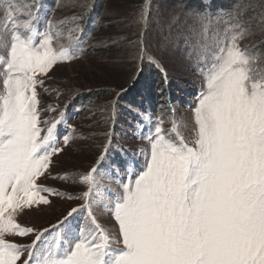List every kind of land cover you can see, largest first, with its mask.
<instances>
[{"label":"snow or ice","instance_id":"1","mask_svg":"<svg viewBox=\"0 0 264 264\" xmlns=\"http://www.w3.org/2000/svg\"><path fill=\"white\" fill-rule=\"evenodd\" d=\"M38 22L31 5L21 6V18L9 13L11 35L0 42V264H264V73L255 72L257 57L240 46L246 29L202 57L207 71L193 109V139L177 133L174 141L155 127L144 167L125 178L110 209L119 240L91 211L94 227L74 234L69 217L76 208L60 221L63 228L53 225L51 243L48 229L16 221L24 209L50 203L42 193L61 195L38 183L63 148L56 142L61 119L41 120L37 87L39 77L74 53L54 49V35L38 32ZM95 173L93 167L82 176L85 200ZM33 234L29 246L5 238Z\"/></svg>","mask_w":264,"mask_h":264},{"label":"rangeland","instance_id":"2","mask_svg":"<svg viewBox=\"0 0 264 264\" xmlns=\"http://www.w3.org/2000/svg\"><path fill=\"white\" fill-rule=\"evenodd\" d=\"M228 1L233 11L213 10L211 0H204L205 10L194 13L178 0H0V42L11 35L9 13L19 19L21 6L31 5L33 14L39 13L38 32L54 35V49L63 46L74 53L39 77L43 85L37 87L41 120L61 119L56 142L63 148L53 157L51 175L38 183L61 195L42 193L50 203L17 214L21 226L48 229L44 237L51 243L53 225L63 228L60 221L76 208L69 217L74 234L79 236L80 229L87 234L94 227L91 211L111 240L120 239L110 209L123 194L125 178L144 167L155 127L162 126L166 138L174 141L177 133L188 141L194 137L193 109L205 88L204 54L218 51L231 35L246 29L240 46L257 57L255 72L264 73V0H243L246 6L242 0ZM122 27L130 33L124 34ZM150 61L163 67L162 76L153 72L156 66ZM65 136L70 137L67 145ZM93 167L96 179L85 200L88 186L82 176ZM5 238L29 246L35 235Z\"/></svg>","mask_w":264,"mask_h":264},{"label":"trees","instance_id":"3","mask_svg":"<svg viewBox=\"0 0 264 264\" xmlns=\"http://www.w3.org/2000/svg\"><path fill=\"white\" fill-rule=\"evenodd\" d=\"M107 1V0H106ZM179 1V4H181L183 6V9L184 10H188V11H194L195 12H202L203 10H205V5H204V0H178ZM250 2H252L253 0H249ZM242 5L243 6H246V3L242 0L241 1ZM230 2L228 0H211V8L213 10H217V9H224V10H231L233 11V8L230 6L229 4ZM101 10V5L100 7L98 8ZM100 14V13H99ZM98 14V15H99ZM247 13H245V11L243 10L242 12V15L245 16ZM89 22L86 23V25L88 24ZM94 27V26H91V28ZM122 30L123 32H126V29L122 27ZM130 32H126L124 34H129ZM135 34H132L130 36H134ZM139 35L140 33H136L135 36H137V39H136V46L139 44ZM113 48V47H112ZM111 47L108 49V50H111L112 49ZM152 67V66H151ZM153 68V67H152ZM142 72V71H141ZM140 72V74H141ZM153 72L155 74H158L159 76H162V73L157 70L156 68H153ZM126 92V91H125ZM123 92V93H125Z\"/></svg>","mask_w":264,"mask_h":264},{"label":"bare ground","instance_id":"4","mask_svg":"<svg viewBox=\"0 0 264 264\" xmlns=\"http://www.w3.org/2000/svg\"><path fill=\"white\" fill-rule=\"evenodd\" d=\"M149 59H151V61H153L154 59L152 58V57H149ZM153 59V60H152ZM159 66H160V64H158ZM158 67V66H157ZM158 68H162L163 69V67H158ZM106 221V220H105Z\"/></svg>","mask_w":264,"mask_h":264},{"label":"built area","instance_id":"5","mask_svg":"<svg viewBox=\"0 0 264 264\" xmlns=\"http://www.w3.org/2000/svg\"><path fill=\"white\" fill-rule=\"evenodd\" d=\"M77 34H79V35H80V34H81V31H79Z\"/></svg>","mask_w":264,"mask_h":264},{"label":"water","instance_id":"6","mask_svg":"<svg viewBox=\"0 0 264 264\" xmlns=\"http://www.w3.org/2000/svg\"><path fill=\"white\" fill-rule=\"evenodd\" d=\"M151 62V61H150ZM151 63H153V64H155L154 62H151ZM156 65V64H155ZM157 66V65H156ZM159 69V68H158Z\"/></svg>","mask_w":264,"mask_h":264},{"label":"flooded vegetation","instance_id":"7","mask_svg":"<svg viewBox=\"0 0 264 264\" xmlns=\"http://www.w3.org/2000/svg\"><path fill=\"white\" fill-rule=\"evenodd\" d=\"M13 19H14V17H13Z\"/></svg>","mask_w":264,"mask_h":264}]
</instances>
